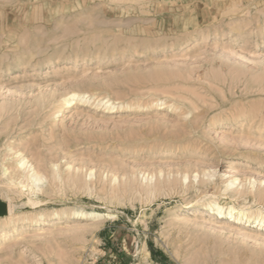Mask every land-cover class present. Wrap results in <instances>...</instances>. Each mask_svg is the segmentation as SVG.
I'll return each mask as SVG.
<instances>
[{
    "label": "rangeland",
    "instance_id": "obj_1",
    "mask_svg": "<svg viewBox=\"0 0 264 264\" xmlns=\"http://www.w3.org/2000/svg\"><path fill=\"white\" fill-rule=\"evenodd\" d=\"M9 203L0 264H264V0H0Z\"/></svg>",
    "mask_w": 264,
    "mask_h": 264
},
{
    "label": "bare ground",
    "instance_id": "obj_2",
    "mask_svg": "<svg viewBox=\"0 0 264 264\" xmlns=\"http://www.w3.org/2000/svg\"><path fill=\"white\" fill-rule=\"evenodd\" d=\"M20 60L21 59H18L17 61H15V63H13V64H17L18 62H20ZM10 65H12V64H10ZM72 95H74V96H78L79 95V92H77V91H74L73 93H72ZM71 95V96H72ZM108 101H110V100H108ZM217 122H221V119H219V120H217ZM25 163L26 162H23L22 164H21V168L23 167L24 169V173L25 174H23L24 176H23V178H22V180L19 182L20 183V185H21V187L22 188H28L29 190H30V192L31 193H33V194H35L37 191H39L40 189H41V185H42V183L44 182V179H45V176H44V174H42V173H40V172H38V171H35V170H31V169H28V167H25ZM13 181H15L14 179H13ZM233 183H231L230 185H232ZM29 200H31V202H33V200L32 199H29ZM210 202V201H209ZM211 203H215L216 205H217V209H218V212L221 214L222 213V211L224 210V208H225V204H223V205H221V203H219V202H217L216 200H211ZM33 204V203H32ZM244 214V213H243ZM51 215H47V214H45V213H40L37 217H30V215H27L25 218L27 219V221H32V222H34V223H36V224H38V223H40L43 219H50L51 217H50ZM59 216V215H58ZM260 216H261V221L262 222H264V215H262L261 213H260ZM12 217H13V207L11 206V204L9 203V206H8V213L5 215V217H4V221H0V235H2V233H4V230H6V229H8L10 226H11V224L9 223V221L12 219ZM1 218H3V217H1ZM236 218V222L238 223V222H242L241 220L243 219V217L242 216H238V217H235ZM260 218V217H259ZM9 219V220H8ZM260 224H262L261 222H260ZM16 225H17V222L16 223H13V225H12V230H14L15 229V227H16Z\"/></svg>",
    "mask_w": 264,
    "mask_h": 264
}]
</instances>
